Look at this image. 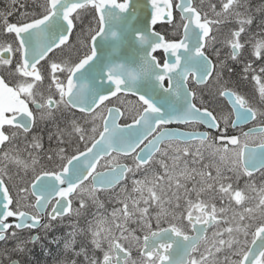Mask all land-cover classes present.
<instances>
[{
  "label": "snow or ice",
  "instance_id": "obj_1",
  "mask_svg": "<svg viewBox=\"0 0 264 264\" xmlns=\"http://www.w3.org/2000/svg\"><path fill=\"white\" fill-rule=\"evenodd\" d=\"M16 4L0 11V242H15L0 254L67 221L81 264H264L249 0H33L12 22ZM229 61L250 93L224 80Z\"/></svg>",
  "mask_w": 264,
  "mask_h": 264
},
{
  "label": "flooded vegetation",
  "instance_id": "obj_2",
  "mask_svg": "<svg viewBox=\"0 0 264 264\" xmlns=\"http://www.w3.org/2000/svg\"><path fill=\"white\" fill-rule=\"evenodd\" d=\"M21 2H25V0H21ZM9 4H10V0H0V11H7L9 8ZM37 4V1H36ZM264 5V1H256V2H249V7L252 10L253 15L255 16V20L253 25L251 26V33L253 36H256V38H259V36L257 35L258 33H260L261 28H260V20L261 18H264V13H259L256 12V8ZM17 11H15L13 13L12 16L8 17V19L12 22H14L16 20V18L20 15L21 12L24 11H28V8H30V11H32L34 9V7H36V5L33 4V0H26V4L24 8H21L19 4H16L14 6ZM210 12V11H209ZM229 25H223V28L228 27ZM161 28V24H158L156 26L157 30H160ZM228 49H224V52L227 53ZM229 64L232 66L233 68V72H228L227 69L225 70V74H224V80L229 81L233 86H238L242 91H244L245 93H250L252 90V85L248 84L246 82H241L239 80L238 75H236V73L239 72L240 70V65H236L233 64L231 61H229ZM245 131L247 130V127H245L244 129ZM34 133H37V129L34 130ZM261 184V182L257 183V186L259 187V185ZM67 222V221H65ZM57 229V227L55 226L52 230H50L46 235L47 238H53L54 237V232ZM38 235L40 236V240L38 242H36L34 245H30V251L26 254H18L15 252H3V254H0V264H9L10 260H19L21 264H30V255L36 250L39 249L40 246L42 244H40L44 238H45V234L41 231V230H33L31 233L28 232H24L23 235L27 236V235ZM14 241H8L7 245H5L4 242H0V250L4 249L5 246L8 249H11L14 246Z\"/></svg>",
  "mask_w": 264,
  "mask_h": 264
},
{
  "label": "trees",
  "instance_id": "obj_3",
  "mask_svg": "<svg viewBox=\"0 0 264 264\" xmlns=\"http://www.w3.org/2000/svg\"><path fill=\"white\" fill-rule=\"evenodd\" d=\"M41 2V0H38L37 5ZM28 11H30V8H28ZM37 129V133L42 135L44 137V144L45 147H48V140L47 136L49 132L54 131L53 125L51 122L45 121L39 125ZM54 146V142H53ZM66 224H62L60 226H57V229L54 232L53 238H47V235H45L44 240L40 243L42 244L39 249H36L31 255H30V264H56L59 261L65 260V259H77V264H81L83 261V257L75 258L71 256V253H65L64 251V243L65 240L68 238V233L72 231L71 227L69 226L68 222H65ZM64 230V231H63ZM63 231V232H62ZM81 238L78 237V243L76 245L77 249H79L80 244L79 240ZM59 240V243H53V241Z\"/></svg>",
  "mask_w": 264,
  "mask_h": 264
},
{
  "label": "rangeland",
  "instance_id": "obj_4",
  "mask_svg": "<svg viewBox=\"0 0 264 264\" xmlns=\"http://www.w3.org/2000/svg\"><path fill=\"white\" fill-rule=\"evenodd\" d=\"M37 1V3H38V0H36ZM256 1H264V0H249V2L250 3H252V2H256ZM212 3H214V4H219V0H204V9L206 10V11H211L210 10V8L208 7L209 6V4H212ZM217 10H219V7L217 8ZM222 27V29H223V26H221ZM207 162V161H206ZM258 182H261V183H264V180H258L257 181V183ZM252 195H255V193H252ZM111 210V207L109 206V211ZM93 211H95V209H93ZM64 224H66V223H64ZM60 225H62V224H60ZM60 225H57V226H60ZM60 262L61 261H59V262H57L56 264H60Z\"/></svg>",
  "mask_w": 264,
  "mask_h": 264
},
{
  "label": "water",
  "instance_id": "obj_5",
  "mask_svg": "<svg viewBox=\"0 0 264 264\" xmlns=\"http://www.w3.org/2000/svg\"><path fill=\"white\" fill-rule=\"evenodd\" d=\"M163 23V22H161ZM132 55V51L130 49H125L122 53H121V56L122 57H130ZM183 130V129H182ZM14 218H10V222L13 221ZM19 261V260H17ZM21 264V263H20Z\"/></svg>",
  "mask_w": 264,
  "mask_h": 264
},
{
  "label": "bare ground",
  "instance_id": "obj_6",
  "mask_svg": "<svg viewBox=\"0 0 264 264\" xmlns=\"http://www.w3.org/2000/svg\"><path fill=\"white\" fill-rule=\"evenodd\" d=\"M63 231H64V230H63ZM63 231H62V232H63ZM51 264H52V263H51Z\"/></svg>",
  "mask_w": 264,
  "mask_h": 264
}]
</instances>
